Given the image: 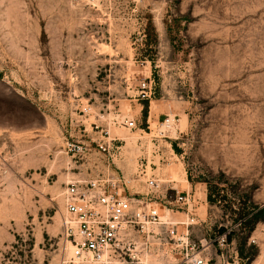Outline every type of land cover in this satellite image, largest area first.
Here are the masks:
<instances>
[{"label":"rangeland","instance_id":"374dc122","mask_svg":"<svg viewBox=\"0 0 264 264\" xmlns=\"http://www.w3.org/2000/svg\"><path fill=\"white\" fill-rule=\"evenodd\" d=\"M107 138L264 264V0H0V264H58L79 147Z\"/></svg>","mask_w":264,"mask_h":264},{"label":"built area","instance_id":"2783aa9c","mask_svg":"<svg viewBox=\"0 0 264 264\" xmlns=\"http://www.w3.org/2000/svg\"><path fill=\"white\" fill-rule=\"evenodd\" d=\"M141 88L150 99L151 84ZM174 120L167 117L163 126L174 127ZM123 123L136 127L133 119ZM91 142L79 150L99 157L94 170L69 182L64 192L58 264H249L232 230L217 226L208 212L201 218L196 192L181 191L149 171V161L124 172L114 163L121 150L115 149L117 139Z\"/></svg>","mask_w":264,"mask_h":264},{"label":"bare ground","instance_id":"6f19581e","mask_svg":"<svg viewBox=\"0 0 264 264\" xmlns=\"http://www.w3.org/2000/svg\"><path fill=\"white\" fill-rule=\"evenodd\" d=\"M154 102H152V104H153ZM152 110V109H151ZM151 113H152V111H151ZM172 117V116H171ZM174 128V127H173ZM176 130V129H175ZM177 131V130H176ZM131 139H133V138H131ZM135 140H137V139H135ZM135 140H133L134 142H135ZM133 144H135V143H133ZM172 166V165H171ZM170 166V169H169V177H170V180L171 181H173V182H177V180L178 179H176V175H175V169L173 168V167H171ZM180 182V181H179ZM188 183V187L190 188V186H189V182L188 181H186V180H184V181H182V183ZM186 188H187V185H186ZM63 222V221H62ZM254 264H259L258 263V261H256Z\"/></svg>","mask_w":264,"mask_h":264},{"label":"trees","instance_id":"16d2710c","mask_svg":"<svg viewBox=\"0 0 264 264\" xmlns=\"http://www.w3.org/2000/svg\"><path fill=\"white\" fill-rule=\"evenodd\" d=\"M146 104V108L148 107L147 105H148V103H145ZM210 201H213V199H212V197L210 196ZM261 218V216L260 215H255V216H253L252 218H251V220L249 221V222H257L259 219ZM241 252H242V250H241Z\"/></svg>","mask_w":264,"mask_h":264}]
</instances>
